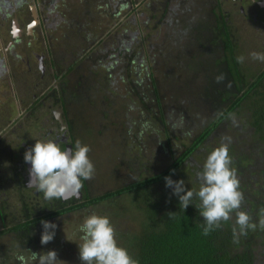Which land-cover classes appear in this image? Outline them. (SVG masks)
I'll use <instances>...</instances> for the list:
<instances>
[{"label":"trees","instance_id":"16d2710c","mask_svg":"<svg viewBox=\"0 0 264 264\" xmlns=\"http://www.w3.org/2000/svg\"><path fill=\"white\" fill-rule=\"evenodd\" d=\"M183 29L175 44L180 53L170 59L173 65L171 74L176 73V80L180 83L178 87L190 82L195 72L204 76L206 84L204 91L197 93V96H183L178 100L177 113H174L179 119L169 122L165 116H171L173 108L162 102L157 88L156 68L151 66L152 61H147L149 53L146 50L142 54L134 53L129 47L132 41L124 43L125 39L121 38L124 49H118L116 58L114 55L98 58L91 56L90 52L97 44L94 42L95 37L86 38L84 44L72 43L74 52L68 72L75 70L79 78L78 86L60 85L59 92H53L52 98L60 102L65 114L72 115L68 122V135L73 151L80 138L78 128H81L83 121L91 134L98 121H109L114 127L113 133L129 140L131 136L135 139L140 137V119L148 117L146 123L160 120L163 138L160 139L158 135L157 144L164 149L165 154L168 153L169 158H165L163 165L149 162L139 164V172L147 173H141L143 177L138 176L113 191L91 197L85 188L82 199L70 198L67 202H61L64 208L55 214L71 215L89 206L118 198L124 206L120 214H114L117 218H111L113 222H110L116 230L118 246L127 249L138 264H256V249H264V229L259 226V220L264 218V193L261 190L264 185L254 189L248 180L253 181L252 177L258 176L264 183V69L257 75L247 74L241 69L242 65L236 60L235 43L231 42V30L223 20L220 26L213 28L223 38V83L222 86L213 83L209 73L214 70V52L208 54L205 50L206 46L214 42L213 39L208 42L206 33L200 40L191 33L183 35ZM129 50L132 52L129 53ZM179 57L182 59L179 60ZM83 58H88L85 64L82 63ZM105 58L109 59V65L98 70L97 66H101ZM140 68L141 73L137 70ZM157 69L160 70V67ZM132 70L137 72L135 77L131 76ZM218 71L214 75L217 76ZM115 75L125 86L115 88L112 85L111 80ZM92 76L95 80L91 81ZM83 80H90L91 83L79 87ZM205 112H210L214 117L211 119ZM133 115L137 117L134 119ZM206 117L210 118L208 123H205ZM73 120L78 122L76 129L70 124H73ZM93 122L94 127H91ZM220 127H223V133L218 131ZM231 128L234 144L225 139L226 131ZM172 136L173 141L179 138L187 141L186 145L181 142L178 152L173 148ZM221 143H228L232 160L230 166L237 170L240 191L244 194L240 210L248 212L252 217L251 222L257 224L255 230L249 229L246 235H240L238 242H234L233 236L234 226L239 232L235 212L232 213L235 217L233 220L221 221L218 229L205 236L202 228L205 221L200 215L203 209L199 198L194 195L191 204L183 210L173 189L165 186L164 178L170 176L173 181L184 180L186 190L197 192L200 188L197 173L203 170L207 156ZM257 182L254 180L255 184ZM124 213L128 214L127 217ZM169 213H175L172 219H169ZM39 218L38 215L33 218L27 215L16 217L0 231V237L8 236L9 249L16 251L14 241H18L21 247L26 245L25 242L31 237L32 226L40 221ZM79 244L67 249L66 264H83L79 258ZM34 246L39 247L38 244ZM35 252L41 253L38 248ZM20 264L37 262L25 256Z\"/></svg>","mask_w":264,"mask_h":264},{"label":"rangeland","instance_id":"374dc122","mask_svg":"<svg viewBox=\"0 0 264 264\" xmlns=\"http://www.w3.org/2000/svg\"><path fill=\"white\" fill-rule=\"evenodd\" d=\"M122 1L129 2V0ZM132 1L133 3L136 1V5L144 1L140 6L134 8L137 17H135L134 13H126V11L131 8L130 4L127 8L119 9V12L116 13L119 3L117 0H25L28 5H34L36 3L39 6L44 5L40 8L45 11V6H53L50 15H43L45 17L49 16L47 25L51 27V29L49 28V32L53 34V36H57L60 31L67 32L71 37V40L68 42L72 40L76 42L80 39L82 44H84L86 38H90L91 36L95 37L94 42L97 44L90 52L91 55H97L98 58L110 55H114L116 58L118 56V49H124L122 48L123 43L121 42L123 41L121 38L125 39L124 43L132 41V45L129 43V47L132 48L131 50H133L134 53L142 54V52H144L143 50H146L149 53V59L147 61H152L151 66L156 68L155 76L157 77V88L162 97V102L173 108L170 114L171 116L167 114L165 118L168 122L175 119L178 120L179 117L176 114V108L180 102L178 100L183 96H197V93L199 94L204 91L206 82L204 76H200L198 72H195L190 82H186L183 87H178L180 83L176 80V73H174L175 75L171 74L173 66L171 60L180 53V50L178 52V48L175 44L183 27H185L182 32L183 35L191 33L197 39H201V35L203 36V33H206L204 32L206 26L209 27L208 24L212 23L210 13L213 10H210V7H212L214 1L211 0L208 6L209 9L205 6L208 5V3H202L200 0ZM219 1H223V13L226 14V16L223 15V20L227 18V26L231 30V42L235 43L237 57H244V62L240 63L242 65L241 69L247 74L257 75L264 69V62L253 60L250 53H264V26L252 25L249 20H244L242 16H238L240 4H235L232 0ZM205 2H207V0H205ZM2 26H4V24H2ZM214 26V23H212L211 29L209 27L206 33V35L211 36L213 39L214 42L212 44L219 46L218 49L216 48L218 50L217 52L213 51L214 70H210L209 76L211 82L220 83L222 86V78H219L220 74L216 77L214 72L219 69L223 70L224 64L221 61L225 57L223 53V38H220V33L216 36L212 35L214 34ZM5 27L6 26L3 28L0 27V30L2 31ZM190 30H192V32H190ZM201 31L203 32L202 34ZM209 36L207 38L208 42L211 40ZM59 41L65 44L63 39H59ZM141 42L143 43L142 46ZM64 44L59 43L62 49L64 48ZM54 48H56V45ZM208 49H211V47ZM131 50L128 52L131 53ZM208 54H210V52ZM180 59H182V57H179V60ZM123 64H126V61H123ZM108 65L109 59L105 58L101 66L98 65L97 67L98 70H101V67L106 68ZM157 67H160V70L157 69ZM34 68L33 70L36 73L38 71L36 70L37 65H35ZM30 69H32V66ZM137 70L141 73L142 68ZM19 71L24 74L26 73L24 69L23 71L19 69ZM122 73H124V71H122ZM168 74H171L170 77H167ZM136 75L137 72L132 70L131 76L135 77ZM1 76L5 77V75H0V93L5 92L7 94L10 88H8V84L5 80L2 81ZM92 77L93 79L90 80H95V77ZM116 77L118 76L115 75L111 80L112 85H114L115 88L116 86H125L124 83L119 79L117 80ZM51 80L52 87L56 88V83H54L53 79ZM12 92L13 91H11V93ZM4 101L5 100H3L0 106L3 109L1 113L5 115L6 119H8V117L14 118L13 121L17 119L16 125L20 124V127H15L16 130L14 133H16V136L18 135L21 138L25 136L26 142L31 144L35 140L54 141L57 139L54 132H52L48 138L45 135L48 131H51V129H56V126L51 121V117H49L47 113L37 110L34 114L29 115L30 106L28 104V98L25 99L26 103H19V101L15 102L10 98L9 102L5 105ZM124 103L127 105L126 102ZM21 111L23 114L20 116ZM206 114V116H210L211 119L214 117L210 112ZM132 117L135 119L137 116L133 115ZM210 118L206 117L205 123H208ZM71 119L72 115L69 114L67 120L70 122ZM148 120V117L140 119L141 125L139 129L142 130V134L136 139L134 136H131L129 140L113 133L112 130L114 127L111 126L109 121H98V124L93 128L92 134L91 130H87L88 126H86L83 121L81 128H78V135L80 136L79 141H81L82 145H88L90 147L91 150L88 155L95 167L93 179L85 181L84 184L87 185L89 196L94 197L105 192L113 191L121 186L127 185L138 176L143 177L141 173L146 174L147 172H139L138 167L141 163L148 164L149 162L154 165H163L162 163L165 162V158H169L168 153L165 154L164 149L157 144L158 135H160V139L163 138L161 136L160 120L154 119L146 123ZM5 122L6 121H4L3 124H5ZM70 124L73 125L75 129L78 126V122L76 123L75 120H73V124ZM91 127H94V122ZM63 130L66 132L65 129ZM218 131L223 133V127L218 128ZM14 133H9L8 130L2 131L0 135L2 139L1 143H6V139L12 140L14 143L16 139ZM226 136L229 141L234 144L233 140L235 137L232 128L226 131ZM172 142L174 143L173 148L175 150L180 147L181 142L185 145L187 144L184 138L173 141V136ZM200 163L202 164V162ZM252 179L253 181H248L252 182V187L254 189H259V185L261 184L264 185L258 176L252 177ZM254 180H258L257 184L254 183ZM261 190L264 193V187ZM4 192L9 194L8 202L14 203V198L16 197L11 188L8 186V189L4 190ZM3 198H5V196ZM117 199L112 202L89 206L87 209L58 219L60 222L55 229L54 239L47 245H42L38 242L37 244L39 247L37 248L39 252L55 250L58 253V259L62 261L59 262V264H66L67 249L70 246L81 243L80 237L82 233L79 231V228L83 224L85 218L92 214H96L99 216H107L113 222L111 218L115 217V213L120 214L121 208L124 206V203L120 202V199ZM0 200L2 201L1 198ZM112 211H114L113 214ZM124 215L127 217L128 214L124 213ZM234 218V214H231L230 220ZM0 244L2 246V248H0V264H16L17 261L14 258L16 255L15 251L13 249L10 250L8 247V236L2 235L0 237ZM255 255L256 264H264V249L257 248ZM3 260L4 263L2 262Z\"/></svg>","mask_w":264,"mask_h":264},{"label":"flooded vegetation","instance_id":"af4514ba","mask_svg":"<svg viewBox=\"0 0 264 264\" xmlns=\"http://www.w3.org/2000/svg\"><path fill=\"white\" fill-rule=\"evenodd\" d=\"M200 1L202 3H208V5H205L207 8L211 3V0H207V2H205V0ZM213 1L214 4L212 5V7H210V10L213 11L210 13V16L212 17V23H214L215 25L214 27H217V25L220 26V24L223 23V15L226 16V14L223 13V1ZM22 2H25V0H0V27L3 28L4 26H6L4 29H2V31L6 29L5 32L7 31L9 33V37H11L9 44H6L5 47H3L4 55L0 49V75H5V77L1 76V79L2 81L5 80L8 84V88H10V90L7 91V94L5 92L0 93V106L3 100H5L4 104L6 105L9 102L10 98H12L15 102L19 101V103H26L25 99L28 98V104L30 106L29 115L34 114L37 110H41L44 113H47L49 117H51V121L56 126V129H51V131H48L45 135L48 138L51 133L54 132L57 138L54 141L57 142L63 150L65 149L66 145H71L69 143L68 135V128L70 125L68 123L69 121L67 120L69 114H65L61 107L62 105H60V102L56 99L54 100L52 96L53 92H55L56 94L57 92H59L60 85L66 84V87H73L74 85L78 84L79 78H77L75 70L68 72L72 53L74 52V48H72L73 46L71 47L73 40L71 42H68L69 40H71V37L67 32L60 31L57 36H53V34L49 32L51 29V27L47 25L49 16L45 17L43 15L51 14V6H45V11L40 8L44 5L39 6L37 3L34 5L25 4V6L27 7L26 9L28 10L27 16L29 22H27L25 25H20L17 17L14 16V13L19 14L24 10ZM117 2L119 3L116 13L119 12V9L127 8L130 4L131 8L127 10L126 13H134L135 17H137L136 13L134 12V8L140 6L144 1L139 2V4L137 5L136 1L133 3L132 0H129V2L117 0ZM232 2H234L235 4H240L238 8V16H242L244 20H249L252 25L264 26V0H232ZM250 9L254 10L251 11ZM224 20L227 24V18ZM2 24H4V26H2ZM211 24H208L210 29ZM209 27L206 26L204 32L207 33ZM202 33L203 32L201 31V34ZM217 34V32H214V34L212 35L216 36ZM209 38L212 40L211 36H209ZM59 39H63L65 41V44L59 41ZM23 41H25L27 45L33 44L34 46L37 44L39 48V51L33 54L35 56L34 63L26 65L25 68L22 67V63L15 62V59H12V57L10 56L11 53L14 52V47L16 46V44L23 43ZM78 42H81V40L78 39L76 43ZM59 43L64 44L63 49L61 48ZM55 45L56 48H54ZM209 47H211V49H208ZM216 48L218 49L219 46H215V44H209L208 46H206L205 50L208 52H217L218 50ZM16 60H22L26 62V59L23 57H20ZM87 60L88 58H83L82 63L85 64ZM35 65H37L36 70H38L36 73L33 70L35 69ZM31 66L32 69H30ZM19 69H21L22 71L23 69L26 70V73H22L21 71H19ZM217 74V76H219L220 74L219 78H221V76H223L222 69H219ZM82 77L86 78V76L83 75ZM51 79H53L54 83H56V88L52 87ZM82 82L83 83L80 84L79 87L84 85V83H91L90 80L88 82L86 80H83ZM227 85L228 83L223 87ZM11 91L13 92L11 93ZM2 110L3 109L0 107V135L2 134V131L6 130H8L9 133H14L16 130L15 127H20V124L16 125L17 119L16 121H13L14 118L10 117L6 119L5 115L1 113L3 112ZM22 114L23 112L21 111L20 116ZM58 118L60 119V121L58 120ZM4 121H6L5 124H3ZM63 129H65L66 132H64ZM14 134L16 136V133ZM36 141L37 140H35L32 144L27 143L25 140V136L21 138L17 135L14 143L12 140L6 139V143L2 144V139L0 137V198L2 199V201L0 200V231H3V229H5V226L8 227L10 225L9 222L15 220L16 217L23 215L32 216V218L36 215L40 217V221L32 226L31 237L27 242H25L26 245H23L21 247L20 244H18V241H14L16 243L15 245L17 246L15 247L16 255L14 256V258L16 259L18 264L22 263L19 257H31V252H35L37 247H35L34 245L40 242L41 233L43 232L41 221H49L57 225L60 222L58 221V219L63 217L65 214L58 215L55 213H57V210L59 211L64 208H62L63 202H67L70 200H46L44 198L43 192L38 191L35 186L28 184L30 179L29 170L31 168V165L30 163L25 162L24 154L26 150L34 146ZM84 184L85 181H83V187L80 190L82 193L80 199L83 198L84 189L87 188V185ZM8 186L11 188L14 196L16 197L14 198V203L8 202L9 194L4 192V190L8 189ZM4 196L5 198H3ZM75 199L77 200V198ZM19 248L21 249V252L19 251Z\"/></svg>","mask_w":264,"mask_h":264},{"label":"clouds","instance_id":"9594fccd","mask_svg":"<svg viewBox=\"0 0 264 264\" xmlns=\"http://www.w3.org/2000/svg\"><path fill=\"white\" fill-rule=\"evenodd\" d=\"M253 60L264 62V53L252 52ZM238 63L244 62L243 56L236 58ZM228 139V138H225ZM88 145H82L79 140L72 148L61 149L53 141L37 140L33 147L26 150L24 160L30 163L29 185L35 186L43 192L46 200L63 199L68 192L78 193L83 187V181L91 180L95 174V167L89 158ZM228 143H221L208 156L203 170L197 173L200 188L197 192L185 189L184 180L173 181L170 176L165 177V186L173 189V194L179 198L183 210L191 204L194 197L202 202L203 211L200 215L205 224L202 225L203 234L221 226V221L231 219L236 214V225L233 227L234 242H238L240 235H246L249 229L255 230L257 224L252 223L248 212L242 211L241 205L244 194L240 191V180L237 170L231 167ZM174 171V170H173ZM175 213H169V219ZM43 232L40 243L47 245L54 239L57 225L49 221H41ZM260 228L264 229V218L259 220ZM79 231L82 233L79 246V258L83 264H138L128 250L118 246L116 230L107 216L92 214L85 218ZM31 260L37 264H59L58 253L55 250L47 252H31ZM23 261L24 257H19Z\"/></svg>","mask_w":264,"mask_h":264},{"label":"crops","instance_id":"0c3cea01","mask_svg":"<svg viewBox=\"0 0 264 264\" xmlns=\"http://www.w3.org/2000/svg\"><path fill=\"white\" fill-rule=\"evenodd\" d=\"M22 4L24 6L23 7L24 10L22 12H20L19 14L14 13V16L17 17L20 25H25L27 22H29V19L27 16L28 10L26 9L27 7L25 6L26 2H22ZM51 7H53V6H51ZM51 7H50V11H52ZM6 11H9V10H6ZM10 38L11 37H9V33L7 31L5 32V31L0 30V46H1L0 49H1V52L3 53V55H4L3 47H5L6 44H9ZM5 50H7V49H5ZM37 51H39L37 44L34 46H33V44L27 45L25 43V41H23V43L16 44V46L14 47V52L11 53L10 56L12 57V59H15V62L22 63V67L25 68L26 65L34 63L35 56L33 54ZM20 57H25L26 62H24L22 60H16Z\"/></svg>","mask_w":264,"mask_h":264},{"label":"water","instance_id":"95a60500","mask_svg":"<svg viewBox=\"0 0 264 264\" xmlns=\"http://www.w3.org/2000/svg\"><path fill=\"white\" fill-rule=\"evenodd\" d=\"M59 112H60V111H59ZM58 120L60 121L59 118H58ZM68 148H72V146H71V145H66L65 149H68ZM81 196H82L81 191H79L78 193L68 192V193H66L65 197L63 198V200H64V199H70V198H72V197L77 198V199H80Z\"/></svg>","mask_w":264,"mask_h":264}]
</instances>
